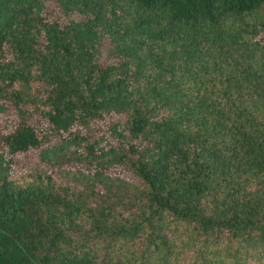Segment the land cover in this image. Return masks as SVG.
Instances as JSON below:
<instances>
[{
    "label": "trees",
    "instance_id": "16d2710c",
    "mask_svg": "<svg viewBox=\"0 0 264 264\" xmlns=\"http://www.w3.org/2000/svg\"><path fill=\"white\" fill-rule=\"evenodd\" d=\"M7 107L0 264H264V0H0Z\"/></svg>",
    "mask_w": 264,
    "mask_h": 264
},
{
    "label": "rangeland",
    "instance_id": "374dc122",
    "mask_svg": "<svg viewBox=\"0 0 264 264\" xmlns=\"http://www.w3.org/2000/svg\"><path fill=\"white\" fill-rule=\"evenodd\" d=\"M17 115L15 114V110L10 109L9 107L5 108L4 111L0 110V119L4 121H11L12 119H16ZM67 220L72 219V216H68ZM80 219L82 222L90 221L91 219L86 214H81ZM70 221V220H69Z\"/></svg>",
    "mask_w": 264,
    "mask_h": 264
}]
</instances>
